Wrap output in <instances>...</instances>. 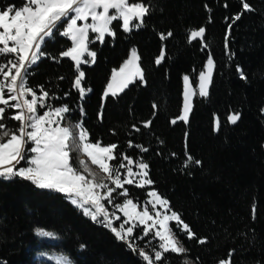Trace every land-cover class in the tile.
Returning a JSON list of instances; mask_svg holds the SVG:
<instances>
[{
    "label": "trees",
    "instance_id": "trees-1",
    "mask_svg": "<svg viewBox=\"0 0 264 264\" xmlns=\"http://www.w3.org/2000/svg\"><path fill=\"white\" fill-rule=\"evenodd\" d=\"M143 2L150 5L151 14L142 28L126 33L116 21L115 38L107 36L105 43L90 45L96 59L93 65L81 67L83 86L91 89L83 100L72 87L76 73L68 58L60 63L41 59L28 84L37 95L39 86H44L53 107L67 105L71 109L68 120L82 121L91 142L116 144L117 152L133 160V169L140 160L149 165L154 183L143 188L128 185L129 198L142 204L147 192L155 190L169 201L170 209L195 233L189 240L176 229L191 263L218 264L231 251V264H264V0ZM243 2L251 10H244ZM22 3L0 0V9ZM201 27L204 38L190 43V32ZM169 32L172 35L161 40V34ZM70 45L56 32L44 51L57 57ZM132 49L139 53L145 82L137 81L104 104L113 71ZM162 50L166 59L157 65ZM209 54L215 61L210 94L197 97L188 124L178 121L183 79L190 76L196 84ZM237 66L246 80L240 78ZM233 113L240 114L235 125L228 122ZM6 123L9 128L18 124L11 119ZM141 147L148 151L142 152ZM186 152L201 163L185 168ZM38 227L53 232L58 243L40 242L35 234ZM138 233L140 229L134 235ZM149 238L138 240V245L143 247ZM201 238L206 243L200 244ZM42 252L63 254L74 264H145L63 194L38 189L19 178L0 180V264H41L37 255ZM165 255L168 264H180L181 256Z\"/></svg>",
    "mask_w": 264,
    "mask_h": 264
},
{
    "label": "snow or ice",
    "instance_id": "snow-or-ice-1",
    "mask_svg": "<svg viewBox=\"0 0 264 264\" xmlns=\"http://www.w3.org/2000/svg\"><path fill=\"white\" fill-rule=\"evenodd\" d=\"M243 9L251 10L246 2H243ZM150 14V5L143 0H23L19 7L7 5L0 9V180L13 181L19 178L38 189L63 194L94 223L109 229L116 239L137 253L145 264H168L166 253L181 256L180 264H191L176 229L186 233L189 240L195 238V233L178 213L168 207L169 201L157 191L151 190L147 192L150 199L138 211L141 205L129 198V190L125 185L143 188L154 183L149 178V165L143 160L137 161V171H134L133 160L117 152L116 144L102 146L100 141L91 142L82 121L72 126L63 124L69 119L71 109L67 105L53 107L49 102L50 93L44 86H39L37 95L36 90L28 84L33 67L41 59L48 57L60 63L63 58H68L74 63L76 73L72 87L79 93L80 100H83L91 89L83 86L85 72L81 65L95 63L96 59V52L90 50L89 44L96 41L103 44L106 36L115 38L116 32L112 27L115 21H120L122 30L129 33L142 28L145 17ZM235 19H240V16L237 15ZM56 32L70 40L71 45L59 56L52 57L44 51V45ZM90 33L95 34L94 38H89ZM171 35V32L167 36L161 34L160 38L164 40ZM204 36L205 28L201 27L192 30L188 39L191 43ZM85 55L89 59H84ZM165 59L162 50L155 63L160 65ZM139 60L136 49H132L119 71H113L112 81L115 82L119 77L120 90L137 78L144 80ZM214 67L213 58L209 54L206 70L199 74L201 97L208 95ZM237 71L241 79H247L239 66ZM188 80L185 76L186 85ZM113 82L107 85L104 97L116 95ZM190 95L185 89L183 114L179 116L185 123L191 111ZM10 109L12 114L6 115ZM38 109L46 110L41 114ZM8 119L18 122L17 126L9 128L6 123ZM239 119V113L228 116V122L233 125ZM150 123L148 121L144 126L148 127ZM172 123H176V120ZM216 127H220L218 120ZM129 147H132L131 142ZM140 150L148 151L144 147ZM73 153L77 154L78 166L72 162ZM81 156L87 157L98 171H93L84 159L79 158ZM114 160L120 162L110 163ZM21 162L23 166L17 167ZM191 163L199 165L201 162L186 152L184 167L187 168ZM121 169L125 171L121 172ZM120 197L124 198L123 201L117 202ZM104 201L112 206L111 212ZM148 205H151V209ZM117 213H122L124 218ZM116 221L120 223L116 225ZM173 221L175 229L170 226ZM136 229H140V233L134 235ZM35 234L42 238H57L53 232L39 227L35 229ZM146 237L150 238L140 247L137 241ZM198 242L204 244L206 239L201 238ZM84 247L82 244L81 248ZM231 255L230 251L229 257L221 259L218 264H231ZM56 264H71V261L62 256Z\"/></svg>",
    "mask_w": 264,
    "mask_h": 264
},
{
    "label": "rangeland",
    "instance_id": "rangeland-1",
    "mask_svg": "<svg viewBox=\"0 0 264 264\" xmlns=\"http://www.w3.org/2000/svg\"><path fill=\"white\" fill-rule=\"evenodd\" d=\"M130 2H133L132 0H130ZM116 22V21H115ZM115 22H113V24L115 23ZM78 23H80V22H78ZM134 23H135V21H134ZM112 27H113V25H112ZM94 36H95V34L94 33H90L89 34V38L90 39H92V38H94ZM107 37V36H106ZM105 37V38H106ZM197 39H199V40H202L201 38H197ZM196 39V40H197ZM90 45L91 44H89V48H90ZM91 50V49H90ZM137 51V50H136ZM137 53H138V51H137ZM138 55H139V53H138ZM213 58V57H212ZM84 59H89L86 55H85V57H84ZM213 61H214V59H213ZM139 66L141 67V69L143 70V68H142V66H141V63H140V60H139ZM94 63H90L89 65H93ZM124 64V63H123ZM122 64V65H123ZM206 64H207V62H206ZM84 64H82L81 65V67L83 66ZM214 65H215V61H214ZM120 69V68H119ZM119 69L118 70H115V71H119ZM206 70V65H205V68H204V70L203 71H205ZM214 74H215V67H214V69H213V76H212V81H213V78H214ZM143 75H144V71H143ZM188 78H189V80H188V83H187V85L185 84V81H184V79H183V106H184V92H185V89H187L188 91H189V93L191 94L190 95V100H191V111L189 112V114H188V121H187V123L186 124H188L189 123V121H190V117H191V113H192V111H193V107H194V104H195V100L197 99V97H199V98H207L208 96H209V94H210V89H211V85H212V82H211V84L208 86V95H207V97H201V96H199V77H198V81H197V83L195 84L193 81H192V78L190 77V76H187ZM137 81H140L138 78L135 80V82H133V83H130V84H128V86L127 87H125V88H123V90H120V84H119V77H117V79H116V81L115 82H113L112 81V76H111V78H110V81L109 82H113V88H114V90L116 91V95L115 96H118V95H121L123 92H125V90L127 89V88H129V86H131L132 84H134V83H136ZM142 83H144L145 82V76H144V80L143 81H141ZM109 84V83H108ZM107 88V87H106ZM106 90V89H105ZM88 94V93H87ZM111 96H113V95H111V94H109V96H107V97H104V95H103V100H104V104H105V102L107 101V99H108V97H111ZM114 97V96H113ZM31 97H29V99H30ZM14 103V102H13ZM183 106H182V112H181V115L183 114ZM46 109H38V111L42 114L43 113V111H45ZM12 110L10 109L7 113H6V115H9V113L11 112ZM178 121H181V122H184V121H182V120H180V119H178ZM63 124H65V125H67V126H72V125H74L75 123H71L68 119L66 120V121H64V122H62ZM185 123V122H184ZM216 123H217V121H216ZM233 125V124H232ZM216 129H217V127H216ZM29 147H31V145H29ZM73 155V164L75 165V166H78V164H77V154H75V153H73L72 154ZM79 158H81V159H84L86 162H87V164L89 165V167H91L92 169H93V171H98V168L95 166V165H92L91 164V161L90 160H88V158L87 157H85V156H81V157H79ZM112 162V161H111ZM110 162V163H111ZM20 166H23V162H21V164L20 165H17V167H20ZM134 171H137V169L135 168V169H133ZM121 172H122V170H121ZM128 185H125V188L127 187ZM150 186V185H149ZM145 187H147V186H145ZM149 191H151V190H149ZM123 197H120L118 200H117V202H122L123 201ZM148 199H150L149 197L147 198V200ZM146 200V201H147ZM134 201V200H133ZM104 203H105V206L108 208V210L111 212L112 210H113V208H112V206L111 205H108L107 204V201H104ZM134 203H137L136 201H134ZM144 203L145 202H143L142 204H140L141 205V208H138V211L139 210H142V207H143V205H144ZM148 207L151 209V205H148ZM168 207H170L169 205H168ZM157 208L161 211V212H163V209H160L159 208V206H157ZM118 215H121V218L123 219L124 217H123V215H122V213H117ZM88 217V216H87ZM120 223V221H116L115 222V224L116 225H118ZM149 223H151V222H149ZM173 223H175L174 221L173 222H170V226H172V224ZM125 227H127V225L125 226ZM39 239H40V242H42V243H49V244H56V243H58V238H55V239H53V238H42V237H39ZM62 256H65V255H63V254H57V253H49V252H42V253H39L38 255H37V259L40 261V263L41 264H43V263H50V264H56V261H57V259H59L60 257H62ZM67 257V256H66ZM69 258V257H68ZM70 259V258H69ZM70 261H71V264H74V262L70 259ZM191 264H193V263H191Z\"/></svg>",
    "mask_w": 264,
    "mask_h": 264
}]
</instances>
